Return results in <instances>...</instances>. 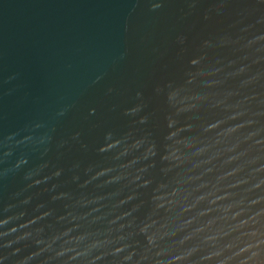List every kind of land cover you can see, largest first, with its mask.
Masks as SVG:
<instances>
[{
  "label": "water",
  "instance_id": "water-1",
  "mask_svg": "<svg viewBox=\"0 0 264 264\" xmlns=\"http://www.w3.org/2000/svg\"><path fill=\"white\" fill-rule=\"evenodd\" d=\"M0 264H264V0H0Z\"/></svg>",
  "mask_w": 264,
  "mask_h": 264
}]
</instances>
